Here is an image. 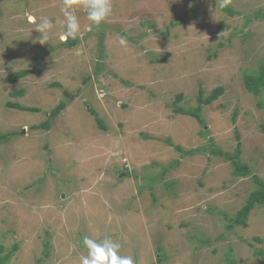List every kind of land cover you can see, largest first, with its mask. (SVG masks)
<instances>
[{
    "label": "rangeland",
    "instance_id": "obj_1",
    "mask_svg": "<svg viewBox=\"0 0 264 264\" xmlns=\"http://www.w3.org/2000/svg\"><path fill=\"white\" fill-rule=\"evenodd\" d=\"M62 2L0 0V133L10 134L0 140V256L80 264L87 235L110 237L134 264H264V206L230 226L253 175L264 181V90L244 84L264 65V0H111L91 32L77 7L74 45L59 39ZM42 16L54 25L46 44ZM220 86L201 105L204 123L186 113ZM60 101L51 127L34 128ZM239 141L249 176L211 152L235 153Z\"/></svg>",
    "mask_w": 264,
    "mask_h": 264
},
{
    "label": "trees",
    "instance_id": "obj_2",
    "mask_svg": "<svg viewBox=\"0 0 264 264\" xmlns=\"http://www.w3.org/2000/svg\"><path fill=\"white\" fill-rule=\"evenodd\" d=\"M101 28V27H100ZM99 28V29H100ZM103 33H100V37H102ZM69 43L71 45H74L77 43V40L69 39ZM30 72L29 69H24L18 72H14L10 74L7 77L8 81L16 82L19 79L25 77ZM244 84L247 88V90L252 93L254 96H258L262 90H264V65L260 67L259 70H256L253 73H246L244 75ZM224 92V88L222 86L215 88L207 97H204L202 91H200L198 95V107H196L193 110H190L188 112L184 111L182 108H178L179 112H186L189 115L194 116L199 122L204 123L200 111H201V105L202 104H210L212 101L216 100L220 94ZM12 104V103H11ZM259 106H262V103H258ZM12 106L14 108H18L20 110H28V111H40L39 108L36 107H28L21 105L19 103H13ZM67 104L66 101H60L58 105H56L49 113L48 118L41 124L35 125L34 128H42V129H49L52 125V120L59 116L62 110L66 108ZM90 112L95 116L96 121L98 122L99 126L103 129H108L105 122L97 115V112L94 109H90ZM207 131V130H205ZM205 133V132H204ZM10 134H4L0 133V140H5L8 138ZM238 140L239 136L237 134ZM210 142L213 143V140L210 139ZM241 143L240 141L237 144L235 153H231L229 151H224L218 147H213L211 149L212 153H215L217 155L223 156L226 160L230 162V164L233 167V172L235 175L244 177L251 175V169L247 163H243L241 161ZM178 150H181L184 152L183 154H190L192 151H186L182 149L181 146H178ZM254 181L257 184L256 188L250 192L248 195L245 204L242 206V208L237 212V214L230 218L231 220V228L234 226H243L246 227L248 225V217L250 212L256 207V206H264V181L259 178L256 175H253ZM0 250H3V247H0ZM256 254H261L264 257V253L262 251L258 252L255 251ZM11 252H8L7 254L0 256V264H7V261L11 257Z\"/></svg>",
    "mask_w": 264,
    "mask_h": 264
},
{
    "label": "clouds",
    "instance_id": "obj_3",
    "mask_svg": "<svg viewBox=\"0 0 264 264\" xmlns=\"http://www.w3.org/2000/svg\"><path fill=\"white\" fill-rule=\"evenodd\" d=\"M231 4V0H217L219 8H226ZM77 7H83L87 10V19L90 22L86 31H93L102 23L106 22L112 14L111 0H63L61 11L64 16V32L59 37L61 41H67L69 38L75 40L81 35V26L78 17L74 14ZM30 21L35 23L36 17L30 16ZM54 27L53 20L48 16L39 18L36 24V31L40 33L39 42L46 44L49 39V32ZM119 43L127 47L128 40L121 36ZM83 245L87 250L86 255L80 258V264H134L131 256L121 254V245L114 242L110 237L102 239H93L85 235Z\"/></svg>",
    "mask_w": 264,
    "mask_h": 264
},
{
    "label": "water",
    "instance_id": "obj_4",
    "mask_svg": "<svg viewBox=\"0 0 264 264\" xmlns=\"http://www.w3.org/2000/svg\"><path fill=\"white\" fill-rule=\"evenodd\" d=\"M23 132L25 133V129L23 130Z\"/></svg>",
    "mask_w": 264,
    "mask_h": 264
}]
</instances>
